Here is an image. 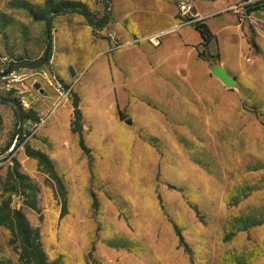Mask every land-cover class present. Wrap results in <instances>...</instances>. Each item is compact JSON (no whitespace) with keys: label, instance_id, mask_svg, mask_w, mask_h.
I'll use <instances>...</instances> for the list:
<instances>
[{"label":"rangeland","instance_id":"rangeland-1","mask_svg":"<svg viewBox=\"0 0 264 264\" xmlns=\"http://www.w3.org/2000/svg\"><path fill=\"white\" fill-rule=\"evenodd\" d=\"M58 1L0 0V65L39 62L48 39L45 21L33 14L51 19L52 36L50 10ZM69 1L94 12L106 7L105 0ZM177 22L183 26L179 12ZM120 44L111 41L112 50ZM38 114L0 94V264H36L12 211L39 230L47 264H264V145L177 143L174 128L171 135L169 128L140 129L137 144L102 147L120 169L102 177L92 170L81 191L47 163L26 174L17 155L25 144L15 136ZM86 147L92 169L96 157ZM15 173L29 179L17 181Z\"/></svg>","mask_w":264,"mask_h":264},{"label":"crops","instance_id":"crops-1","mask_svg":"<svg viewBox=\"0 0 264 264\" xmlns=\"http://www.w3.org/2000/svg\"><path fill=\"white\" fill-rule=\"evenodd\" d=\"M177 1L112 0V22L98 35L81 15H54L50 62L79 98L84 141L96 162L91 169L80 135L72 130L71 101L51 112L25 146L19 145L27 175L41 167L25 152L29 146L45 155L66 185L85 191L92 170L102 177L111 167L120 169L102 147L137 144L140 129L169 128L171 135L174 128L170 137L177 143L190 138L264 145V10L244 17L232 9L241 0H183L215 36L209 51H218L220 61L213 67L198 56L202 39L194 27L178 26ZM107 37L120 47L112 50ZM153 38L160 39L157 45ZM219 67L231 86L213 74ZM42 104L37 110L45 113L51 100Z\"/></svg>","mask_w":264,"mask_h":264},{"label":"built area","instance_id":"built-area-1","mask_svg":"<svg viewBox=\"0 0 264 264\" xmlns=\"http://www.w3.org/2000/svg\"><path fill=\"white\" fill-rule=\"evenodd\" d=\"M260 0H241L240 4L232 9L236 12H242L247 16L252 5ZM178 12L182 24H192L200 18L195 14L193 8L186 1L179 0ZM152 43L157 45V38L151 39ZM0 65V93L19 103V106L26 111H35L39 120L36 123L32 119H26L20 125V142L26 145V142L34 135L35 131L41 126L48 116L55 109L64 106L73 99L72 87L65 83L53 68L52 63L43 64L38 68H26L17 66V62L6 60ZM39 86L36 88V86ZM44 98L51 100V107L47 111L39 112L37 106L42 104Z\"/></svg>","mask_w":264,"mask_h":264},{"label":"trees","instance_id":"trees-1","mask_svg":"<svg viewBox=\"0 0 264 264\" xmlns=\"http://www.w3.org/2000/svg\"><path fill=\"white\" fill-rule=\"evenodd\" d=\"M105 1H106V7L102 12H99V11L94 12L86 4L82 2H75V1H69V0H61V1L56 2V4H54L51 7L50 12L54 13V15L56 14L81 15L82 17H84L86 22L92 27L94 33L98 35V32L103 31L104 29L108 28V26L110 25L113 19L112 18V0H105ZM177 3H179V0L177 1ZM260 9L264 10V0H260L259 2L254 3L252 7L249 9V12L260 10ZM33 16L36 20L45 21L46 23L45 35L48 39V42L46 44L44 56L39 60V62H37V64L36 62H34L33 64H25L19 67H26V68L36 67L37 68L38 66H40L41 61L43 60L45 61L43 64L48 63L52 56V36H51L52 22H51V19H45L35 13L33 14ZM191 25L199 33L202 39V44H201L202 50L198 52V56L204 60L209 61L213 67L218 66L219 61H220V55L218 53L211 54V52L209 51L210 44L213 41H215L214 34H212V32L209 30L204 20H201V19L196 20ZM107 39L110 40V42L115 41L111 39L110 37H107ZM72 104L74 107V113H73L74 119H73L72 127H73L74 132L80 135V138H81L80 146L82 150L87 154L89 150L86 147L83 137H82L83 116L79 108V98L76 95H73ZM120 117H122L121 114H120ZM28 118L30 119V117ZM28 153L29 155H34L41 163H47L51 166L50 162L45 157V155L41 153H32L31 151H28ZM27 178L25 175L15 173V179L17 181L25 180ZM92 199H93L94 206H97V198L94 192H92ZM5 209L9 211L10 208L6 206ZM11 215H13V218L11 219H14V221L16 222V225H17L16 228L20 232L24 244L31 251V254L33 256L35 263L36 264H47V257L41 248L42 247L41 244L38 242V239L40 238L39 230H35L32 232V230L28 229L25 216L19 214V212L12 211ZM33 236H35L36 239H33Z\"/></svg>","mask_w":264,"mask_h":264},{"label":"water","instance_id":"water-1","mask_svg":"<svg viewBox=\"0 0 264 264\" xmlns=\"http://www.w3.org/2000/svg\"><path fill=\"white\" fill-rule=\"evenodd\" d=\"M69 72H70V75H71L72 78H74L76 76V71H75L73 66L69 67ZM213 74H215L216 76L220 77L225 82V84H227L228 86L232 85V83L228 80L227 75L223 71L222 68H220V67L219 68H215L213 70ZM38 87L39 86L37 85L36 88H38Z\"/></svg>","mask_w":264,"mask_h":264}]
</instances>
